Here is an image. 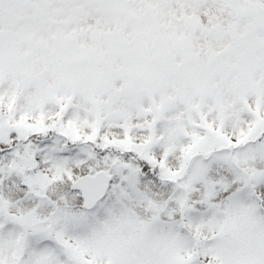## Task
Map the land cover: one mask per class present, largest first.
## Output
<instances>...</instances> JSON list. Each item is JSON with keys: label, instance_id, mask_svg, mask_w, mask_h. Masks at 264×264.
<instances>
[{"label": "snow or ice", "instance_id": "obj_1", "mask_svg": "<svg viewBox=\"0 0 264 264\" xmlns=\"http://www.w3.org/2000/svg\"><path fill=\"white\" fill-rule=\"evenodd\" d=\"M0 264H264V0H0Z\"/></svg>", "mask_w": 264, "mask_h": 264}]
</instances>
